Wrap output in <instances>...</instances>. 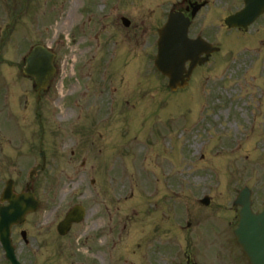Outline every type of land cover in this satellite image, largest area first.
Listing matches in <instances>:
<instances>
[{"label":"rangeland","instance_id":"rangeland-1","mask_svg":"<svg viewBox=\"0 0 264 264\" xmlns=\"http://www.w3.org/2000/svg\"><path fill=\"white\" fill-rule=\"evenodd\" d=\"M35 1L24 0V3H27L25 16L29 14L30 21H35L36 11V35L32 23L20 24L14 32L15 50L5 40L4 56L20 62L18 55L22 50L19 48L25 43L36 40L34 43L49 45L55 37H60L63 42L57 51V73L38 100L33 80L24 78L15 68H7L0 54V85L8 89L6 94L0 92V142L1 133L11 136L1 124L7 118H14L20 133L10 131L20 140H13L15 144L9 149L26 150L16 159L10 158L12 154L7 150L1 151L0 161L18 162L24 154L26 169L38 167L35 186L39 192L44 185L48 188L44 193L41 191L46 207L39 222L45 225L43 219L52 215L56 220L58 213L53 214L51 207L61 212L57 206L64 207L70 198L78 201L81 196L112 197L109 203L116 207V215L132 219L130 230H124V236H130L126 238L127 245L123 244L124 252L121 251L130 257V260L126 257L127 264H184L188 257L197 264H249L229 228L228 232L224 229L226 222H231V231L236 223L237 213L232 201L244 184L252 187L256 202L264 200V138L241 139L242 134L237 132L238 127L240 131L246 128L248 120L251 122L256 113L257 117L262 115V121L264 119V97L263 107L253 114L248 106L251 101L246 105L244 99L248 95L244 86L249 79L245 75L254 65L264 63L253 62L258 53L251 50H258L253 47L260 39L264 40V31L256 33L254 29L247 35L218 31L217 34L212 22L200 18V22L208 25L207 34L218 35L213 40L223 51L198 73L192 88L173 95L165 88L167 80L162 77L164 84L156 71L157 80L151 79L152 75L142 76L146 70V64L139 62L143 61V55L134 45L139 61L131 58V40L116 25L117 16L139 12L145 7L141 0L134 4H130L131 0H75L74 11H71L73 0H37L34 8ZM101 2H106L107 6L103 8ZM116 2L123 7L118 6L121 9L106 18L108 7ZM86 3L89 4L83 21ZM14 13L18 10L9 11L10 16ZM95 15L87 31L86 22ZM2 23L0 21V28ZM108 34H113L118 42L112 41L113 38L109 41ZM116 48L120 57L124 55L126 66L123 61L119 63L121 67L115 65ZM106 49L102 69L99 58ZM10 51L12 54L8 56ZM228 56L233 59L231 66ZM113 62L110 70L122 77L108 72ZM132 62L134 70L128 75L131 80L127 81L124 73ZM262 67L255 77L258 78L257 89L264 91ZM117 69L122 71L118 73ZM250 79H254L252 73ZM11 87L14 93L10 92ZM6 95L8 97L3 99ZM203 96L205 102L201 100ZM241 108L248 110L243 121L238 120ZM233 114L238 124L233 122ZM94 115L97 118L91 120ZM257 122L261 125L259 120ZM79 126H84L88 134H80ZM255 130L252 124L248 132ZM255 132H259L258 137L262 136L258 129ZM41 141L43 151L40 153ZM237 144L240 146L235 153H228ZM4 148L8 149L5 141ZM201 155L203 159L199 160ZM210 162V165L224 167L221 169L226 170V178L220 175L215 179L214 173L205 172L203 168L208 167L204 164ZM245 166L253 170L245 174ZM209 169L218 173L212 167ZM228 179H232L228 183L230 187H226ZM92 180L97 182L95 187ZM208 194L212 198L210 206L200 205L202 197ZM131 197L133 199H129ZM223 206L229 209L221 211ZM134 207L139 209L130 216L126 209ZM188 222L192 223L191 230L185 227ZM42 228L36 230L39 240L46 237ZM77 234L76 230L66 240L57 242L61 247L55 250L47 251L45 247L38 250L37 263L85 262L78 259ZM157 236L164 241H160L161 247L155 240ZM153 253L160 258L150 263L148 258L153 260Z\"/></svg>","mask_w":264,"mask_h":264},{"label":"water","instance_id":"water-1","mask_svg":"<svg viewBox=\"0 0 264 264\" xmlns=\"http://www.w3.org/2000/svg\"><path fill=\"white\" fill-rule=\"evenodd\" d=\"M252 13L253 11H245L244 16H250ZM254 13L256 17L260 14V11H254ZM236 25H241V22L239 21ZM185 34L186 29H182L180 34L175 33L173 35V50L167 53L164 58H161L162 63L165 64L166 67L160 66V69L163 73L170 77L173 87H176V85L179 84V80H182V82L185 83L186 79L190 76L191 72L184 76L185 62L187 60H192V64L194 66L200 57V54L194 55L190 51L184 52L181 48L182 46L188 45V42H185ZM165 36L168 48L172 49L170 35L168 36V34H166ZM181 40H184V43H181ZM162 47H164V42L162 43ZM39 52L40 50L38 49L36 53L39 54ZM37 54H35V56L31 59V65L27 71L35 75L39 85L44 87L52 75V70L50 62L47 60L44 62H38L39 56ZM239 203L243 206V211L240 214L243 227L241 231L237 232L239 242L244 246L245 251L251 258L253 264H264V227L259 226L258 223L255 226L249 225L251 221L257 222L259 220H257V218H252L249 222L247 221L250 205L248 199H242ZM5 237L8 239V234H6Z\"/></svg>","mask_w":264,"mask_h":264},{"label":"flooded vegetation","instance_id":"flooded-vegetation-1","mask_svg":"<svg viewBox=\"0 0 264 264\" xmlns=\"http://www.w3.org/2000/svg\"><path fill=\"white\" fill-rule=\"evenodd\" d=\"M242 1L243 0H221V3L223 4V2H225L227 7H228V6H236L237 4H240ZM216 2H217V0H185V6H184V9H182V10L185 13H187L186 11H188V8L190 6H195L198 8V7L203 5V7H201V9H199V11L210 15L211 12H213V10H214V6H216V4H215ZM189 12H190V10H189ZM27 220H28V222H30L31 221L30 217ZM28 222H27V224H28ZM90 224H91L90 228H99V224L95 221H92ZM95 236H98V235H95Z\"/></svg>","mask_w":264,"mask_h":264},{"label":"bare ground","instance_id":"bare-ground-1","mask_svg":"<svg viewBox=\"0 0 264 264\" xmlns=\"http://www.w3.org/2000/svg\"><path fill=\"white\" fill-rule=\"evenodd\" d=\"M75 5H76V1H75V0H73V1H72V3H71V7H72V8H71V10H73V9H74Z\"/></svg>","mask_w":264,"mask_h":264}]
</instances>
